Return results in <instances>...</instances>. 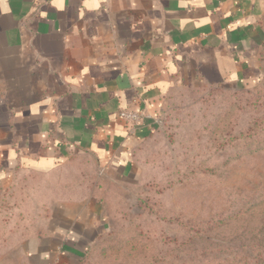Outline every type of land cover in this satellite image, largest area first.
<instances>
[{
    "label": "crops",
    "instance_id": "1",
    "mask_svg": "<svg viewBox=\"0 0 264 264\" xmlns=\"http://www.w3.org/2000/svg\"><path fill=\"white\" fill-rule=\"evenodd\" d=\"M263 75L264 0H0V228L26 264H82L159 129L117 111Z\"/></svg>",
    "mask_w": 264,
    "mask_h": 264
},
{
    "label": "rangeland",
    "instance_id": "2",
    "mask_svg": "<svg viewBox=\"0 0 264 264\" xmlns=\"http://www.w3.org/2000/svg\"><path fill=\"white\" fill-rule=\"evenodd\" d=\"M246 88L170 99L136 155L139 182L113 190L82 264H264V79ZM11 231L0 228V264H26Z\"/></svg>",
    "mask_w": 264,
    "mask_h": 264
},
{
    "label": "built area",
    "instance_id": "3",
    "mask_svg": "<svg viewBox=\"0 0 264 264\" xmlns=\"http://www.w3.org/2000/svg\"><path fill=\"white\" fill-rule=\"evenodd\" d=\"M117 118L131 127H137L145 121L151 120L157 128H160L163 121V112L151 115L145 108L125 107L117 111Z\"/></svg>",
    "mask_w": 264,
    "mask_h": 264
},
{
    "label": "trees",
    "instance_id": "4",
    "mask_svg": "<svg viewBox=\"0 0 264 264\" xmlns=\"http://www.w3.org/2000/svg\"><path fill=\"white\" fill-rule=\"evenodd\" d=\"M260 79H261V80L264 79V75H263L262 78H260ZM224 89H225V90H231V89H228V88H224ZM246 89H248V88H238V89H233V90H235V91L237 90V91H238V90H246ZM248 129H250V128H248ZM263 141H264V139H263ZM100 238H101V237L99 236V237L96 239V241H95L94 244L92 245L91 249H92V248H93V247H94V246L100 241ZM91 249H90V250H91ZM82 260H83V259H82Z\"/></svg>",
    "mask_w": 264,
    "mask_h": 264
}]
</instances>
